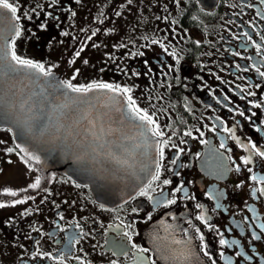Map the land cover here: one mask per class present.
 I'll return each mask as SVG.
<instances>
[{
	"label": "flooded vegetation",
	"instance_id": "af4514ba",
	"mask_svg": "<svg viewBox=\"0 0 264 264\" xmlns=\"http://www.w3.org/2000/svg\"><path fill=\"white\" fill-rule=\"evenodd\" d=\"M8 2L9 55L51 66L79 34L86 86L131 88L164 135L159 178L116 204L0 145V264H264V0Z\"/></svg>",
	"mask_w": 264,
	"mask_h": 264
},
{
	"label": "water",
	"instance_id": "95a60500",
	"mask_svg": "<svg viewBox=\"0 0 264 264\" xmlns=\"http://www.w3.org/2000/svg\"><path fill=\"white\" fill-rule=\"evenodd\" d=\"M15 27L12 14L0 9V128L8 129L21 155L44 172L87 186L101 202L124 201L154 173L151 125L116 92H73L55 72L44 76L19 66L10 72L7 40Z\"/></svg>",
	"mask_w": 264,
	"mask_h": 264
},
{
	"label": "snow or ice",
	"instance_id": "6c2138e0",
	"mask_svg": "<svg viewBox=\"0 0 264 264\" xmlns=\"http://www.w3.org/2000/svg\"><path fill=\"white\" fill-rule=\"evenodd\" d=\"M0 9H6L8 10L11 14H12V17L14 19H19L17 16H16V13H17V8L14 7L12 4H10L8 2V0H0ZM15 31V37H19L21 32H20V28L19 26L17 25L14 29ZM93 35H95V32H93ZM89 39H91V37H89ZM153 43H156V41H153ZM83 49H81L82 51ZM80 53L77 52L76 53V56H79ZM10 56H11V61L13 62V64L9 65V68L8 70L10 72L12 71H15L16 67L19 66L21 68H28V69H35L37 70L39 73L43 74L44 76H50L51 73H52V69L51 68H48V69H45L44 65L43 64H38V63H34L33 61L31 60H28V59H24V58H21L20 56H17L15 51H14V45H11L10 46ZM69 63H72V61H70ZM85 63H87V61H85ZM135 74V73H134ZM262 76H264V73H261ZM72 79H75V75H73ZM63 87L67 88V89H70L71 91L73 92H89L91 90H93L94 88H99V89H107L108 91H111V92H117V93H121L123 94L126 98H127V105H128V108L131 112H133L135 114V116L142 122H144L146 125H154V121L152 119V116H150L146 111H142L139 107L136 106V102L135 100L132 98V96L130 95L132 89L131 88H128V87H120L119 85H116V86H113L111 84H107V83H97V84H89L87 86H84V85H81V86H75L71 83V81H65L63 82ZM23 107V106H22ZM254 107H259V105H254ZM241 115H243V113H241ZM152 134L154 136H157V137H163L164 133L161 132L159 130V127L158 126H155V127H152L149 129ZM185 135H191V133H185ZM167 144V141H163L160 146H159V156H160V160L162 161L164 159V146ZM19 147V146H17ZM221 147H224L223 144H221ZM253 147V150H255V145H252ZM9 152L12 151V149H8ZM21 151H25L24 149H21ZM256 155L258 156H261V157H264V152H261V151H256ZM29 159H37V157H32V156H29ZM251 160L250 158H244L243 160V163L245 164H248L250 163ZM173 163H175V161H173ZM160 164L157 163L156 167H157V172L156 174L153 176V180H156L159 178V168H160ZM237 171H239V168H237ZM249 171H251V169H249ZM253 180H257L258 182H264V177H256V176H253L252 177ZM165 184H168L169 181L168 180H165L164 181ZM40 186V178L38 177L34 183L30 184L29 187L30 188H38ZM182 189L181 188H177L176 191H181ZM258 191H260L262 194H264V189H258ZM11 195L15 196L16 193L15 192H11L10 193ZM144 193L142 192L141 195H143ZM25 201L24 200H16L14 201V203L16 204H22L24 203ZM167 204H172V203H175L174 200H169L166 202ZM0 207H5V205L3 204H0ZM197 207H200L199 205H197ZM197 219L199 220H204V216L201 215V216H198ZM262 229H264V225H261L260 226ZM199 231V230H198ZM253 239H259V237L257 236H253ZM201 240H203V237L201 236ZM177 243H179V241H177ZM228 243L226 240L224 239H221L220 240V244L221 245H224ZM232 243H236L235 241H233ZM205 255H208L207 252H205ZM237 255H240V253H237ZM51 258V257H49ZM215 264V262H214Z\"/></svg>",
	"mask_w": 264,
	"mask_h": 264
},
{
	"label": "rangeland",
	"instance_id": "374dc122",
	"mask_svg": "<svg viewBox=\"0 0 264 264\" xmlns=\"http://www.w3.org/2000/svg\"><path fill=\"white\" fill-rule=\"evenodd\" d=\"M80 21L82 22V24H84L86 28H90L93 26V23L88 24L83 20ZM75 34H76V30L71 29V32H69L68 34V37L70 38L71 42L74 39ZM78 36L76 37V40L78 39ZM75 41L69 47L64 48L63 53L55 61L52 62L51 66L44 65V67L45 69L51 68L53 71L64 72V75L62 77L64 81H71V83L75 86H81V85L85 86L88 82H90L89 74H90V69H92L89 67L88 61L87 63L84 62L83 56L80 52H79L80 53L79 56L75 55V58L72 61V63H69L68 61L72 53H74L73 47ZM89 58L92 59L97 58V53L90 55ZM73 75H75V79H72ZM0 145H2V147L4 148L12 147L13 145L10 133L5 129H0ZM17 174H18V170L15 171L16 176H13L16 177L15 180L10 182L16 184L15 183L16 180L21 178V176Z\"/></svg>",
	"mask_w": 264,
	"mask_h": 264
}]
</instances>
